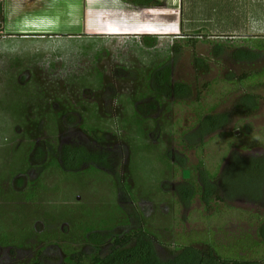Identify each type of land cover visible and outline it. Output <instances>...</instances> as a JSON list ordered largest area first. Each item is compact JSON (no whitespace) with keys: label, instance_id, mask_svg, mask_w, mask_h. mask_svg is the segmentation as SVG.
Masks as SVG:
<instances>
[{"label":"rangeland","instance_id":"rangeland-1","mask_svg":"<svg viewBox=\"0 0 264 264\" xmlns=\"http://www.w3.org/2000/svg\"><path fill=\"white\" fill-rule=\"evenodd\" d=\"M51 1L28 3V17L10 0L5 16L0 0V264H93L140 229L167 264L186 247L256 239L264 181L251 199L228 195L219 176L233 161L251 171L247 161L264 160V84L249 79L264 72V0ZM45 15L57 33L23 30ZM166 67L186 89L158 90ZM246 93L260 108L241 115ZM216 114L228 121L201 135ZM70 146L109 152L114 170L66 168ZM205 169L217 175L210 203ZM230 174L249 185L246 171ZM189 181L200 191L184 203L175 188Z\"/></svg>","mask_w":264,"mask_h":264},{"label":"trees","instance_id":"trees-1","mask_svg":"<svg viewBox=\"0 0 264 264\" xmlns=\"http://www.w3.org/2000/svg\"><path fill=\"white\" fill-rule=\"evenodd\" d=\"M3 12V6L0 4V14ZM1 28V27H0ZM255 46L258 50L264 49V43L255 42ZM251 80H256L259 84H264V72L260 75H253L249 77ZM154 81L159 91L163 93H167L169 95L174 94L175 91L177 93L183 89H186L183 83H172L171 82V69L170 67L163 68L157 73H155ZM255 83V82H254ZM260 108V99L259 96L252 93H246L243 95L241 100L236 104L235 110L241 115H249ZM207 124L202 123L200 133L204 135L205 133H209L213 130H216L221 125H223L227 120V115L225 114H216L213 116H207L205 118ZM64 156V166L68 169H79L86 163H95L106 166L107 168L113 169L111 165V161L109 160V156L105 152H100L98 150H91L87 147H67ZM247 161V160H241ZM252 163L253 169L248 170L247 168L242 167L241 162H237V164L233 168H229L226 170V174L223 177L225 180V187L227 188V193L229 195H236L239 193H243L245 196L250 197L251 199H257L260 194L261 185L264 181V160L262 161H247ZM255 162V163H254ZM238 168V169H237ZM241 170L242 172L246 171L249 175L250 181L249 185L245 188L239 187L232 179V174H230V170ZM204 177H207L209 180H213L217 176L214 174H210V172H204ZM208 182L206 183V190L203 191L202 199L206 203H210L213 200V196H217V191L215 185ZM187 192L183 193L185 200L189 202L196 194V191L186 186ZM218 197V196H217ZM264 221V220H263ZM260 233L262 237H264V222L260 228ZM137 238H133V237ZM106 237L101 238L99 233L91 235V240L94 242H100L104 240ZM132 240H136L134 245H131ZM187 254L181 252L175 258L174 264H264V260L262 261H247V260H229V259H219L214 255L205 256L202 251L195 247H186ZM173 262V261H167ZM93 264H167L165 261L158 259L155 254V244L152 238L144 232L143 229L138 230L133 235H125L123 238H115L113 250L111 254L107 257V259H101L100 257H95L93 260Z\"/></svg>","mask_w":264,"mask_h":264},{"label":"crops","instance_id":"crops-1","mask_svg":"<svg viewBox=\"0 0 264 264\" xmlns=\"http://www.w3.org/2000/svg\"><path fill=\"white\" fill-rule=\"evenodd\" d=\"M34 1H37V0H10V3H11L10 4V9H12V13L13 14H15V12H16L17 14H21V16L27 15L28 17H30V15H31L30 9L31 8L29 6H27V5H28V3H31V2H34ZM158 1H161V0H158ZM7 2H8V0H6V4H5V7H4L5 16H7V15H9L11 13L10 10H9ZM40 2H43V4L47 5L48 8H51V7L57 5V3H55V1L53 2L51 0H40ZM148 3H150V2H148ZM141 5H143V4H141ZM48 16L45 15L43 17L34 18L35 24H33V25L34 26H38V27L42 26V28L28 29L27 26H32V24H30V25L29 24H24L23 25V30L24 31H26V30H30V31L31 30H42V31H44L46 33H57L59 31L58 28H57L58 27L57 26V20L56 19H52V18H50ZM36 19H38V20H36ZM27 22H29V21H27ZM18 26H20V25L18 24V25L14 26V27L17 28ZM20 28H21V26H20ZM43 28H45V29H43ZM256 221L259 223V221H260L259 218H256ZM261 221H262V223H261V226H262L264 221L263 220H261ZM259 233H256V235L258 234L256 239H254L252 236L249 235V238H245V239L241 238V239H239L236 242V245L225 243V244H221V246H219L216 243L209 242L208 243V245L210 247L208 249L209 252L208 253L207 252H203V254L205 256H209V255L212 254V255H214L215 257H217V258H219L221 260L229 259V260L262 261V260H264V237H262L261 233L260 234ZM259 237L261 238V240H260ZM258 238H259V240H258ZM248 239H250V240H248ZM243 240L244 241L245 240L248 241V242H246V248H247L245 250L246 253H240L239 246H238ZM227 246H228V249L232 248L234 250V253L230 254V255H236L237 256V255H240V254L242 255L243 254L242 258L227 257L228 254H227L226 249L223 250V248H222V247L226 248ZM248 250H249V252L247 253Z\"/></svg>","mask_w":264,"mask_h":264},{"label":"flooded vegetation","instance_id":"flooded-vegetation-1","mask_svg":"<svg viewBox=\"0 0 264 264\" xmlns=\"http://www.w3.org/2000/svg\"><path fill=\"white\" fill-rule=\"evenodd\" d=\"M174 84V83H173ZM98 151H100V152H105V153H107L108 154V156H109V160L111 161L110 163H111V165L113 166V169H110V168H107L106 166H103V165H100V164H95V163H86V164H95V165H97V166H101V167H103V168H105L106 167V169H110L111 171L112 170H114V162H115V158L109 153V152H106V151H101V150H98ZM237 164V162L235 163L234 161L232 162V165L230 164L229 165V168H233L235 165ZM85 165V164H84ZM83 165V166H84ZM82 168V167H81ZM225 170H227V169H225ZM208 170H206L205 169V172H207ZM209 172V171H208ZM211 173V172H210ZM212 174V173H211ZM206 175V174H205ZM200 176L202 177V174H200ZM215 176H217V175H215ZM223 177H224V175H222V173H221V175L219 176V178H221V179H223ZM216 178H214L213 180H209L211 183H212V181L215 183L216 182V180H215ZM201 182H204V180H203V178H202V180H201ZM191 184H196V183H194L193 181H189V182H187V183H185L184 185L185 186H183L182 188H175V194H177L178 196H179V198H180V200L181 201H183L184 203H190V202H192V200H193V198L195 197H193L189 202H187V200H185V198H184V195H183V193H185V192H187V190H186V186L188 187H191V188H193L195 191H196V193L198 192V191H200V190H198L197 188V184H196V186L194 187V186H191ZM223 186H225L224 185V183L222 184ZM179 186H181V185H179ZM216 189H217V187H216ZM205 190H206V186H205V182H204V184H201V193L203 194V191L205 192ZM217 191V190H216ZM218 193V192H217ZM228 194V193H227ZM196 195V194H195ZM229 195V194H228ZM230 196H232V195H230ZM214 197V196H213ZM93 234H97V233H93ZM99 235H101V234H99ZM153 240V239H152ZM113 246H114V244H113ZM112 250H113V248H112ZM112 250L107 254V256H105V258H101V259H107V257L111 254V252H112ZM155 254L157 255V257L159 258V253H158V251H157V249H156V247H155ZM204 255V254H203ZM96 257H99V256H96Z\"/></svg>","mask_w":264,"mask_h":264}]
</instances>
